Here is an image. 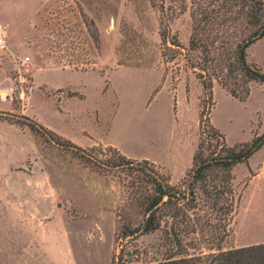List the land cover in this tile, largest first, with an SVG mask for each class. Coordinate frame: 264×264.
Wrapping results in <instances>:
<instances>
[{
	"label": "rangeland",
	"instance_id": "1",
	"mask_svg": "<svg viewBox=\"0 0 264 264\" xmlns=\"http://www.w3.org/2000/svg\"><path fill=\"white\" fill-rule=\"evenodd\" d=\"M190 5L0 0V111L25 114L86 152L95 148L98 159L114 147L178 183L192 167L202 109L228 145L264 131V82L251 81L239 99L214 81L210 95L182 54L167 59L173 46L160 33L168 29L187 48ZM247 60L264 71V36L247 48ZM232 174L235 212L220 242L224 249L263 243L264 145ZM129 186L124 171L98 169L0 118V264H113L121 215L137 218Z\"/></svg>",
	"mask_w": 264,
	"mask_h": 264
},
{
	"label": "trees",
	"instance_id": "2",
	"mask_svg": "<svg viewBox=\"0 0 264 264\" xmlns=\"http://www.w3.org/2000/svg\"><path fill=\"white\" fill-rule=\"evenodd\" d=\"M188 1L192 32L187 48L176 37L169 38L165 29L160 33L163 43L173 47L166 45L169 53L164 56L171 61L182 54L204 92L211 95L216 81L232 96L244 99L251 81L264 82V71L247 60V48L264 36V0H180V11ZM158 9L163 23L167 19L164 7ZM202 110L192 167L188 177L176 184H171L167 175L149 169L146 160L135 162L114 147L108 148L110 156L98 159L91 152L95 148L86 152L25 114L0 111V118L26 125L56 144L72 148L78 158L98 169H120L130 177L128 206L138 213L135 220L130 213L121 215L120 248L113 264H264V242L225 249L220 242L228 236L235 212L232 168L264 145V131L250 142L228 145L209 120L205 122ZM155 234L160 235L157 242L143 248L134 242L131 250V242ZM140 255L144 260L134 263Z\"/></svg>",
	"mask_w": 264,
	"mask_h": 264
},
{
	"label": "built area",
	"instance_id": "3",
	"mask_svg": "<svg viewBox=\"0 0 264 264\" xmlns=\"http://www.w3.org/2000/svg\"><path fill=\"white\" fill-rule=\"evenodd\" d=\"M5 46H6V40L2 35H0V52L5 48Z\"/></svg>",
	"mask_w": 264,
	"mask_h": 264
}]
</instances>
